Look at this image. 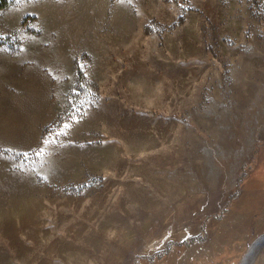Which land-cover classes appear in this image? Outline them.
I'll return each instance as SVG.
<instances>
[{
    "label": "rangeland",
    "instance_id": "1",
    "mask_svg": "<svg viewBox=\"0 0 264 264\" xmlns=\"http://www.w3.org/2000/svg\"><path fill=\"white\" fill-rule=\"evenodd\" d=\"M110 248L264 264V0H0V264Z\"/></svg>",
    "mask_w": 264,
    "mask_h": 264
},
{
    "label": "crops",
    "instance_id": "2",
    "mask_svg": "<svg viewBox=\"0 0 264 264\" xmlns=\"http://www.w3.org/2000/svg\"><path fill=\"white\" fill-rule=\"evenodd\" d=\"M129 250H131V249L129 248ZM129 250L126 251L125 260L123 262L128 261V259H130V260H132V263L135 264V255L137 256V253H139L140 251H135L136 254H134L133 251H129ZM106 252H112L114 254V256H116V261H114L115 264H120V260L118 259V257H119L121 252H119L117 250V248H115V249H111V248L107 249Z\"/></svg>",
    "mask_w": 264,
    "mask_h": 264
},
{
    "label": "trees",
    "instance_id": "3",
    "mask_svg": "<svg viewBox=\"0 0 264 264\" xmlns=\"http://www.w3.org/2000/svg\"><path fill=\"white\" fill-rule=\"evenodd\" d=\"M256 153H257V148L255 147V148L253 149V152H252V158H253V160L256 158ZM253 160H252V161H253ZM251 164H252V163H251V161H250L249 164H245V165H243L242 173L238 176V178H237V180H236V186H238L239 183H240L243 179H245V177L247 176V175H246L247 170H248L249 167H251ZM137 260H138V256L135 257V264L137 263Z\"/></svg>",
    "mask_w": 264,
    "mask_h": 264
}]
</instances>
